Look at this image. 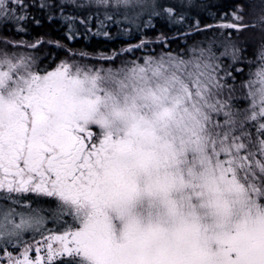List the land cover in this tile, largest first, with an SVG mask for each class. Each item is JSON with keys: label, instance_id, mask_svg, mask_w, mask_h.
<instances>
[{"label": "snow or ice", "instance_id": "snow-or-ice-1", "mask_svg": "<svg viewBox=\"0 0 264 264\" xmlns=\"http://www.w3.org/2000/svg\"><path fill=\"white\" fill-rule=\"evenodd\" d=\"M260 2L249 21L246 0H0V264H264ZM69 7L97 35L180 37L109 55L32 35L59 12L73 39Z\"/></svg>", "mask_w": 264, "mask_h": 264}, {"label": "trees", "instance_id": "trees-1", "mask_svg": "<svg viewBox=\"0 0 264 264\" xmlns=\"http://www.w3.org/2000/svg\"><path fill=\"white\" fill-rule=\"evenodd\" d=\"M213 3H218L223 6H228L232 3V0H211ZM71 4V0H69ZM76 4H82V1L75 2ZM246 3L250 5L247 9L246 19L249 21H256L258 20L259 16L262 13L261 2L260 0H246ZM259 14H258V13ZM64 15H71L75 16V23L73 25L75 31V37L70 40L62 39L68 33V21H65L59 12L56 13V19L54 22L47 20V18L42 19L41 26L36 27L33 25L32 27V35L38 34H49L52 37H55L58 40H61V43L65 44L67 47L72 49L73 51H86L91 54H96L99 52H105L109 55H112L116 52H121L123 49H128L134 45L140 43V40L143 38L145 40H152L154 41L156 36L160 35V31H164L166 35L169 37H180L179 33H175L170 31L163 22H159L157 24V30L147 31L145 35H141V33L137 32L135 28H128L127 31L124 29L126 25L121 24L119 27L115 24H108L106 28L107 32L109 33L107 36L100 34L97 35V28H96V20L93 18L89 23L88 27L86 28L83 24L80 23L81 20L84 19L86 13L83 10L74 11L72 7L64 13ZM205 15V22L206 23H213L211 18ZM103 17H101L102 19ZM95 27V28H94ZM212 33H206L205 35H196L190 41H185L183 38H178L171 42L170 44L165 43L161 45L160 43H149L148 47L143 51H139L140 55L151 54L153 51L156 54H162L163 52L167 51L169 48L172 50V53L175 55L177 52L183 53L185 51V44L191 46V44L204 40L206 36H211ZM259 31L256 32H248L242 38V40H246L247 44L245 46L249 47V58H252V46H258L259 44ZM47 38V37H45ZM49 48L42 49L43 54H47ZM63 55V53H60Z\"/></svg>", "mask_w": 264, "mask_h": 264}, {"label": "rangeland", "instance_id": "rangeland-1", "mask_svg": "<svg viewBox=\"0 0 264 264\" xmlns=\"http://www.w3.org/2000/svg\"><path fill=\"white\" fill-rule=\"evenodd\" d=\"M78 1H82V4H87L88 3V0H75V2H78ZM253 2L255 0H252ZM258 13V12H257ZM259 14V13H258ZM107 22V21H106ZM95 28V27H94ZM97 28V27H96ZM135 56L139 57V56H143V55H140L139 51L135 53ZM130 58V57H128Z\"/></svg>", "mask_w": 264, "mask_h": 264}]
</instances>
